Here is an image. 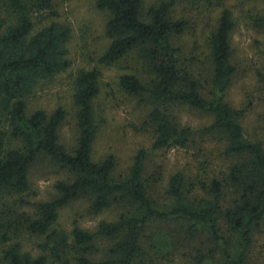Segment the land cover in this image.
<instances>
[{"label":"trees","instance_id":"16d2710c","mask_svg":"<svg viewBox=\"0 0 264 264\" xmlns=\"http://www.w3.org/2000/svg\"><path fill=\"white\" fill-rule=\"evenodd\" d=\"M65 1L0 0V264H255L252 250L264 233V145L241 123L247 107L227 101L237 68L236 17L226 0H192L217 7L206 36L205 73L174 44L188 26L171 16L177 0L146 6L143 0H94L107 16L108 43L97 62L119 65L115 87L147 106L149 151L139 147L124 173L117 172L113 153L97 157L94 151V102L102 87L97 65L72 75V150L59 139L63 107L28 112L29 99L72 65L73 27L59 10ZM261 1L252 23L264 48ZM260 63L255 76L264 89V57ZM181 108L208 122L182 123ZM189 147L199 158L195 172L177 169L158 188L161 172H146L149 152ZM40 160L65 177L53 182L52 198L31 201L30 172ZM80 200L87 214L110 211L112 219H100L92 230L64 228L60 211ZM261 247L264 253V239ZM180 249L186 254L176 261Z\"/></svg>","mask_w":264,"mask_h":264},{"label":"rangeland","instance_id":"374dc122","mask_svg":"<svg viewBox=\"0 0 264 264\" xmlns=\"http://www.w3.org/2000/svg\"><path fill=\"white\" fill-rule=\"evenodd\" d=\"M155 0H143L148 5ZM236 17V27L231 34L234 52L233 64L237 71L227 94V101L234 107H247L241 123L250 137L259 139L264 145V89L256 80L255 69L260 67L264 57L263 35L252 23L255 13L262 7L261 0H226ZM60 18L69 21L73 36L69 42L70 57L73 60L68 72L59 74L46 82L28 101V112L42 108L51 112L57 106L66 111L64 122L59 128V139L68 150L76 143V108L72 102V75L78 67L97 65L102 73L101 92L94 102L96 120L99 125L94 144L97 157L113 153L117 159V172L124 173L131 163L134 152L139 147L149 151L151 134L143 126L147 106L139 102L137 96H130L118 90L114 78L120 69L105 67L97 62L108 40L105 37L106 13L95 8L94 0H67L59 7ZM217 13L215 5L192 0H177L171 10L174 19L188 21L185 31L174 38V44L181 48V56L196 58L200 73L206 72L208 62L206 36L214 25ZM193 53V54H192ZM207 65V66H206ZM206 66V67H205ZM205 68V69H203ZM182 123L199 126L207 123L206 116L195 110L181 108L177 111ZM213 150V149H212ZM215 158L216 151L213 150ZM195 148H173L150 151L146 162L147 174L161 172L158 188H163L168 176L177 169L186 173L195 172L199 158L194 155ZM65 175L58 166L45 160L37 161L30 172L31 201L47 200L54 196L52 184ZM159 194L164 198V194ZM84 201L80 200L64 207L59 213V223L66 229L74 224L92 230L100 219H112L113 212L106 211L96 216L86 213ZM158 231V230H157ZM156 235V233L154 234ZM252 250L255 264L262 261L261 247L264 233H258ZM106 244V243H105ZM183 249L175 254L176 261L184 257Z\"/></svg>","mask_w":264,"mask_h":264}]
</instances>
